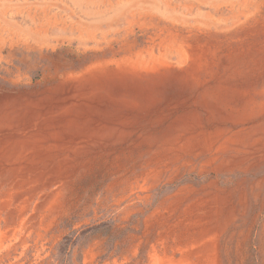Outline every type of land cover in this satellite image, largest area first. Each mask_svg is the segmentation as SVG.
<instances>
[{"label": "rangeland", "instance_id": "1", "mask_svg": "<svg viewBox=\"0 0 264 264\" xmlns=\"http://www.w3.org/2000/svg\"><path fill=\"white\" fill-rule=\"evenodd\" d=\"M0 264H264V0H0Z\"/></svg>", "mask_w": 264, "mask_h": 264}]
</instances>
